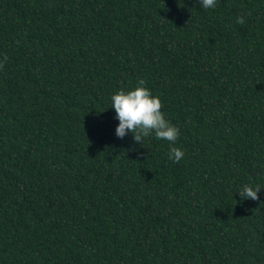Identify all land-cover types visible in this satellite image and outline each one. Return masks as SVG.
Returning a JSON list of instances; mask_svg holds the SVG:
<instances>
[{
  "label": "trees",
  "instance_id": "16d2710c",
  "mask_svg": "<svg viewBox=\"0 0 264 264\" xmlns=\"http://www.w3.org/2000/svg\"><path fill=\"white\" fill-rule=\"evenodd\" d=\"M0 264H264V0H0Z\"/></svg>",
  "mask_w": 264,
  "mask_h": 264
},
{
  "label": "clouds",
  "instance_id": "9594fccd",
  "mask_svg": "<svg viewBox=\"0 0 264 264\" xmlns=\"http://www.w3.org/2000/svg\"><path fill=\"white\" fill-rule=\"evenodd\" d=\"M217 0H199L201 8L214 9ZM237 23H243V17L236 18ZM6 59V57H5ZM110 106L114 109V118L118 121L115 126V135L123 139L132 133L135 142L143 143L144 139L154 136L157 140L170 142L169 159L180 161L184 156L182 148L175 146L179 129L166 118L162 109V102L158 95L146 86V81L139 78L134 87L118 89L110 97ZM260 185L245 184L236 193L243 199H258Z\"/></svg>",
  "mask_w": 264,
  "mask_h": 264
}]
</instances>
